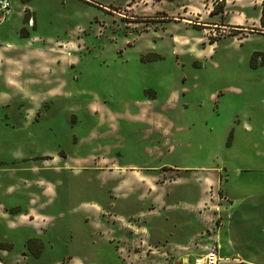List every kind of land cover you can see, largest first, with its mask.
Wrapping results in <instances>:
<instances>
[{"label": "rangeland", "instance_id": "1", "mask_svg": "<svg viewBox=\"0 0 264 264\" xmlns=\"http://www.w3.org/2000/svg\"><path fill=\"white\" fill-rule=\"evenodd\" d=\"M6 1L4 63L21 47L65 68L55 95L29 97L23 130L0 104V264H189L214 244L232 264L225 192L264 177L261 7L257 27L224 28L211 0L221 27L202 33L165 19L180 0Z\"/></svg>", "mask_w": 264, "mask_h": 264}, {"label": "crops", "instance_id": "2", "mask_svg": "<svg viewBox=\"0 0 264 264\" xmlns=\"http://www.w3.org/2000/svg\"><path fill=\"white\" fill-rule=\"evenodd\" d=\"M143 1L145 5L147 4L150 6L153 11H156L157 7L164 8L169 6V1L166 0ZM262 1L263 0H220L224 10L222 17L224 18V16L227 15V20L225 22L223 18L221 19L223 21L222 26H224V28H230L237 25L241 30H246L249 23L251 27H257L259 19L258 14L257 17L255 15L256 18H251L246 13L251 12L248 10H255L254 12L257 11L258 13ZM215 4H213L211 0H180L179 7L177 8L179 12L176 13L172 11L168 14L170 18L166 17L165 19H177L193 25L190 18L197 17L204 22L200 24L199 27H202L201 31L205 33L209 31L212 26H218L217 17L220 16L214 14L215 11L212 12ZM176 16L181 18H175ZM252 19H254L255 23H252ZM252 31H254L253 33H261L259 31L257 32V30H250V33ZM48 52L50 56L48 53L44 54L40 50H31L27 53L20 47L16 54V59L13 57L10 58L8 57L9 55L6 54L4 63V60L0 58V78H2L1 69L4 66L8 69L4 79L6 87H1L0 85V104H11L13 102L14 111L10 114L8 125L17 131L23 130L22 126L18 127L19 125L26 124L29 121L30 117L28 110L24 112L23 108L27 106L29 97L33 95L32 93L36 92L37 97H39L42 102L47 98V94V96L50 94L53 96L61 89L59 79H54V77L61 75V69L65 67L61 65L57 56L52 57L51 52ZM33 53L37 54L36 58L42 64H40L39 70H36L34 73L37 78L36 81L28 78V74H25V72L31 70L28 65V56ZM35 84L38 87H32V85ZM39 85L41 87H39ZM34 88L36 91H32ZM8 125L5 124V127ZM262 150L264 151V147ZM262 162L263 165L258 171L264 174V159ZM235 170H239V173L250 171L249 168L244 167ZM249 187L251 188V185L246 182L234 184L230 186L228 192H225L232 201V208L227 215L226 223L229 227L228 234L230 233L228 243L231 248H235L237 251L235 257L232 258V264H264V177L261 180L260 191L258 193L250 194L248 190ZM235 189L236 193L234 194L233 190ZM96 214H99V211H97ZM28 216L29 215H20L18 217L23 220L31 219L26 218ZM183 258L186 260L185 256H183ZM191 262L192 260L189 259V264H191ZM148 264H157V259L150 260Z\"/></svg>", "mask_w": 264, "mask_h": 264}, {"label": "built area", "instance_id": "3", "mask_svg": "<svg viewBox=\"0 0 264 264\" xmlns=\"http://www.w3.org/2000/svg\"><path fill=\"white\" fill-rule=\"evenodd\" d=\"M0 7L1 9L6 10L8 8L7 1L0 0ZM218 251L219 246L217 244H214L210 248H205L204 253L195 257L191 264H219L221 262V258L219 257Z\"/></svg>", "mask_w": 264, "mask_h": 264}, {"label": "trees", "instance_id": "4", "mask_svg": "<svg viewBox=\"0 0 264 264\" xmlns=\"http://www.w3.org/2000/svg\"><path fill=\"white\" fill-rule=\"evenodd\" d=\"M158 1V0H157ZM169 1V0H167ZM28 22V21H27ZM260 27L262 28V31H264V0L262 1V6H261V17H260ZM256 54V55H255ZM252 56V59L255 58L256 56H258L259 54L255 53ZM36 242V241H35ZM29 243H34L33 241H30ZM1 248L3 250H5V248H9V246H1Z\"/></svg>", "mask_w": 264, "mask_h": 264}]
</instances>
